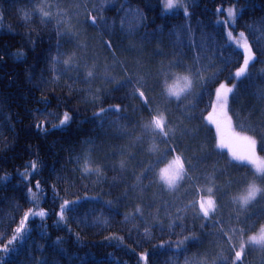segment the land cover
<instances>
[{"label": "trees", "instance_id": "trees-1", "mask_svg": "<svg viewBox=\"0 0 264 264\" xmlns=\"http://www.w3.org/2000/svg\"><path fill=\"white\" fill-rule=\"evenodd\" d=\"M163 6V0H0V264H230L233 252L220 229L238 247L264 222V195L257 211L242 216L230 199L207 220L192 206L213 177L220 179L217 163L231 164L221 173L233 180L230 189L250 174L227 148L216 147V128L206 119L220 83L235 85L228 101L232 128L264 137V0H186L171 11ZM229 6L237 10L233 30L245 34L255 53L239 80L234 74L242 50L218 21ZM90 16L97 17L95 26ZM88 40L94 57L80 51ZM53 57L68 63L54 64ZM174 72L193 75L195 89L188 101L165 104L175 110L167 116L174 138L166 141L175 151L156 158V135L142 125L163 103L177 100L162 86ZM133 85L150 98L151 113L130 94ZM65 112L70 121L55 128ZM183 143L190 159L202 157L189 171L198 180L168 190L157 171ZM153 144L157 151L150 153ZM234 147L243 151V145ZM257 154L264 156V145ZM85 166L92 171L86 174ZM65 200L79 203L61 221ZM29 209L47 214L30 217L20 242L3 251ZM186 236L195 239L178 250ZM243 264H264V251L247 247Z\"/></svg>", "mask_w": 264, "mask_h": 264}, {"label": "snow or ice", "instance_id": "snow-or-ice-1", "mask_svg": "<svg viewBox=\"0 0 264 264\" xmlns=\"http://www.w3.org/2000/svg\"><path fill=\"white\" fill-rule=\"evenodd\" d=\"M165 11H171L175 7H183L182 5L174 4L173 0H168V3L164 6ZM44 18H50V12L44 11L42 8L38 10ZM220 9H217V12H219ZM184 14L187 16L189 13L187 9H184ZM229 15L234 16V11L229 10ZM97 21L96 16H90L88 18V22H90L93 26H95ZM61 35L68 34L67 32L60 33ZM240 36H244V33L241 32L239 34ZM227 38L230 41H233L232 32L229 31L227 33ZM108 46L110 47V42H108ZM238 48L242 50L243 55V64L240 68L237 69V71L234 74V77L239 80L241 77L246 75V70L249 67L250 62L255 61V53L252 50L251 45L245 40V42L241 45L237 43L236 45ZM59 48V45H57ZM18 56H22L23 53H18ZM63 55V53H61ZM53 63L59 64L64 63L67 64L68 61H61L58 57H53ZM199 75V72L196 73ZM93 75L92 72H88L87 76L91 77ZM186 82L184 83L183 87L180 86L179 82L177 81L173 85H167L166 86V95L167 97H175L177 100L180 99L181 93L184 92L186 89H188L191 86V81L188 80L187 77L183 78ZM131 78H129L126 81L127 84H131ZM138 84H141L142 86H146L142 80V78L137 80ZM235 85L233 87H227L225 83H220L219 86L215 89V99L216 103L212 104V111L208 114L206 117L207 121L209 123H212L216 126V131L218 134V142L216 144V147L219 149L227 148L229 152L231 153V157L234 161H238L241 164H248L256 166L257 161V146L258 144L264 145V137H262L260 140L256 138L255 135H247L241 132H236L232 128L231 123V117L227 114L228 109V101H229V94L234 92ZM131 95L138 96V98L141 100L142 104L148 108L149 112L151 113L153 111L152 107L150 106V98L145 95V91L141 90L140 87H136L135 85L132 86ZM114 109L118 112L120 110V106L116 105L114 106ZM113 110L112 107L109 109H100V113H97V115H100L106 111ZM39 111V110H38ZM71 116L69 113L65 112L63 114V117L59 119V124L55 125L54 127L57 129H61L64 126L68 124L70 121ZM170 121H168L164 115L163 112H158L156 115L151 116V120L147 123H144L142 125L144 131L146 133H152L153 135H158L162 141H167V139L170 137V133L173 132V130L168 127ZM167 128V130H166ZM37 130H42V125L37 126ZM234 145H243V151L238 152ZM148 151L155 152L157 151L155 144L152 145L148 149ZM167 151L172 152L175 151L174 147L170 146ZM202 157H193L192 159H187L183 157L182 155H175L172 160L168 162V164L160 169L159 171V179L163 182L164 185L167 186L168 189H175L179 186V184L185 180H190L192 177L189 175L190 170H195L198 166V164L201 162ZM30 167L33 170L37 169L36 162H32ZM121 167H123V164H121ZM153 165H150L148 168L145 169V172L152 171ZM83 171L88 174L92 170L89 169L87 166L83 169ZM98 171V169L96 170ZM255 176L257 179H260L262 183H264V167L262 166H256L255 167ZM40 182H36V187L39 189ZM29 193L32 192V189H28ZM212 188H208L207 192L212 193ZM264 195V187L259 186L255 180L253 182L249 183L246 195L240 197V204H241V210H244L246 206L257 199L258 196ZM235 199V198H234ZM79 200L76 201H67L65 200L60 205V211H59V219L61 221L64 220V213L66 211L72 210V206L75 204H78ZM110 203V202H109ZM198 204L199 206V212L202 213V217L207 220L210 218V214H214L216 212V202L214 201L213 197L209 195L207 198L204 196H201L198 201H194L192 203V206L195 207V205ZM139 211V209H137ZM46 211L41 209L38 212L34 211L33 209H29L27 212H25L24 217L21 219L19 226L14 230V234L11 238V240L8 241L7 244L3 245V251L7 252L10 249L13 248L14 243H19L20 240L23 238V234L26 232V224L30 217L39 216L40 218H44L46 216ZM231 219L238 220V217H231ZM222 223V221H220ZM201 227H205V225H201ZM147 231V229H146ZM220 231L223 233L224 237L227 239V241L230 244V248L232 249L233 254L230 258V264H243V260L245 259V249H246V242L243 240V237H241V241L238 245V247L235 244H232V237L228 236L227 231H224L223 228L220 229ZM228 231L232 232H240L243 234L244 229H233L229 228ZM195 237L192 236H186L184 240L177 242V249H180V246L185 243L187 240H194ZM248 244H254L259 245L261 247H264V225L261 226L260 231L256 235L249 236L247 238ZM141 259L147 261V255H142ZM222 260L228 261L229 257H221Z\"/></svg>", "mask_w": 264, "mask_h": 264}, {"label": "rangeland", "instance_id": "rangeland-1", "mask_svg": "<svg viewBox=\"0 0 264 264\" xmlns=\"http://www.w3.org/2000/svg\"><path fill=\"white\" fill-rule=\"evenodd\" d=\"M163 3H164V5L167 4L168 3V0H163ZM173 3L174 4H178V5H182L184 7L186 5V0H173ZM177 8H182V7H175L174 9H177ZM174 9H172V10H174ZM229 10H233L234 11V16H230L229 15ZM224 11H225V13H224V15H222V18L223 19H219L218 20L219 23H222L225 26L227 33L229 31L232 32L233 41H230L229 40L232 44H234L235 46L237 45V43H239V44L242 45L245 42V40H247L245 34H244V36H240L239 34L241 32H237V31L235 32L233 30V28H232L234 26V22H235L236 17H237V10H236L235 6H229ZM79 47H80V51L81 52L82 51L85 52V53L88 52L92 56L94 54H96L95 53L96 50L94 49L93 45L91 44V42L89 40L86 41V42H82ZM184 77H187L188 80H190L192 82L191 83V86L188 89H186L184 92L181 93V97L184 98V99H181V100L188 101V99L191 97V94L193 93V91L195 89L194 88V85H195V81H196L195 78L193 77V75H191L188 72H181V73L174 72V73H171L170 75L164 76L162 78V86L164 88L165 94H166V86L167 85H173L177 81L179 82L180 86L183 87L184 83L186 82L183 79ZM226 86L227 87H233V85H231V84H226ZM189 92H190V94H189ZM229 96H230V94H229ZM167 98H169V97H167ZM171 99H176V98L175 97H171ZM175 102H178V100L166 101L165 103H163L164 105H162V106H160V107L157 108V110L155 112V115L158 114V112H163L164 115H165V117H166V119H167V116L168 115L170 116V115L175 114L174 108H167V106L165 105L166 103H170V105H174L175 106V104H176ZM214 103H216V99H215ZM211 111H212V108H211ZM227 114H228V116H230V113H229V110L228 109H227ZM231 123H232V121H231ZM232 125H233V123H232ZM168 127H170L173 130V127H172V125L170 123H169ZM215 128H216V126H215ZM166 130H167V128H166ZM174 134L175 133H173V132L170 133V137H172V140L174 138ZM157 137H158V135H156L155 137H152L153 138L152 140H153L154 143H157V145L159 146V150L155 154V157L156 158H160V157H162L166 153V151L169 148V146H168V143H166V141H162L160 137H158V138ZM147 140L149 141V143H152V140L148 136L146 138V141ZM146 146H147V144H146ZM180 147H181L180 148L181 151H179V153H177L175 155H182L186 159H187V157L190 159L189 154L187 153V150L189 148V145L183 143V144L180 145ZM174 156H172L163 166H161L158 169L157 175H156L157 176V181L162 186H164L166 189H168L167 186L164 185L162 181H160L158 174H159L160 169L164 168L168 164V162L173 159ZM230 165L231 164H229L228 162H225V163L224 162L217 163L215 165V168L219 171L218 174H220V179H217L216 180L213 177V183H212V185L211 184L210 185H207V189L208 188H212V190H213L212 191V194L211 193H208V192H205L206 194L203 195V196L205 198H207L209 195H211L213 197L214 201L216 202V212L219 209H221V208H227V206L221 204V203H224L225 202V199L226 200H229L230 199V201H232V203H234L232 209H233V211L238 216L244 215L245 214L244 212L247 209H249V210H247L246 213H250V212L257 211L258 210L257 209L258 208V202L261 200V198H262L263 195L258 196L255 201L250 202L246 206V208L244 210H241V204H240V199L239 198L242 197V196H244V195H246L248 185H249V183L253 182V180H255V182L259 186L264 187V183H262L260 179H257L256 176H255V174H254L255 173V167L256 166H262V167H264V156L257 154L256 166L244 164V165H248L250 167V174L246 177L245 182L241 186H239L237 189H232V188L230 189L229 188V184L230 183L232 184L233 180H231V179H229V177H226L225 175H222L221 174L223 171H225L227 168H229ZM181 183L179 184V186L181 185ZM179 186L176 187L175 189H168V190H176V189L179 188ZM222 192H224V194ZM195 207H199L198 204H196ZM210 215H213V214H210ZM262 225H264V222L260 225V227L258 228V230L255 233H253L252 235L258 234ZM244 241L246 242V246L248 248H249V246H252L253 248H256L258 251H261V250L264 251V247H261L259 245H254V244H248L247 243V239L244 240Z\"/></svg>", "mask_w": 264, "mask_h": 264}, {"label": "bare ground", "instance_id": "bare-ground-1", "mask_svg": "<svg viewBox=\"0 0 264 264\" xmlns=\"http://www.w3.org/2000/svg\"><path fill=\"white\" fill-rule=\"evenodd\" d=\"M177 9H178V8H177ZM174 10H175V9H174ZM192 178H193V179H195V180H198V178H197V177H195V176H193Z\"/></svg>", "mask_w": 264, "mask_h": 264}]
</instances>
